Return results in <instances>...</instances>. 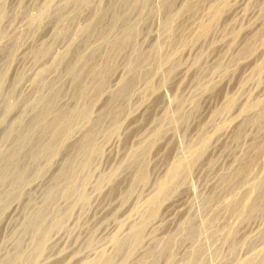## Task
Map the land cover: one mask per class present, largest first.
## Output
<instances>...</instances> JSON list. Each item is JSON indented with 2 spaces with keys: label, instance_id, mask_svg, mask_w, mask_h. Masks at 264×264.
<instances>
[{
  "label": "rangeland",
  "instance_id": "obj_1",
  "mask_svg": "<svg viewBox=\"0 0 264 264\" xmlns=\"http://www.w3.org/2000/svg\"><path fill=\"white\" fill-rule=\"evenodd\" d=\"M62 1L0 0V149L13 142L1 139L10 125L21 117L27 123L52 88L60 91L56 107L76 116L59 153L35 163L20 193L8 196L0 211V264L19 252L33 256L26 221L88 131L99 151L76 159L79 168L84 165L81 191L88 201L55 195L45 224L52 215H67L63 227L47 236L36 263L112 258L109 264H140L143 256L156 254L158 240L171 235L172 246L156 264H264V204L249 212L262 199L255 183L264 179V128L256 118L264 101V0ZM125 27L136 35L117 49L116 42L128 36ZM75 53L83 55L76 65L82 80L76 79L80 70H70ZM2 54L9 55L4 60ZM36 75L43 81L36 83ZM198 143L205 150L196 159ZM145 146L147 179L139 184L131 156ZM187 159L196 162L174 180L169 196L149 205L168 168ZM241 163L247 168L240 179L233 175ZM133 226L141 228V240L123 260L124 249L116 251L112 240L124 239Z\"/></svg>",
  "mask_w": 264,
  "mask_h": 264
},
{
  "label": "bare ground",
  "instance_id": "obj_2",
  "mask_svg": "<svg viewBox=\"0 0 264 264\" xmlns=\"http://www.w3.org/2000/svg\"><path fill=\"white\" fill-rule=\"evenodd\" d=\"M81 0H64L62 2H65L64 4L66 5V3H72L73 4H78L80 3ZM148 0H136V3L138 4H145ZM169 1V0H168ZM121 2V1H120ZM135 2V1H134ZM164 2H167V0H164ZM163 3V2H162ZM171 2H168V4H170ZM225 3V2H224ZM222 3V4H224ZM67 4V5H68ZM148 4V3H147ZM166 4V3H164ZM163 4V5H164ZM164 5L167 7V5ZM125 5V4H124ZM130 5V4H129ZM134 5V4H133ZM136 5V4H135ZM141 6V5H140ZM162 6V4H161ZM224 6V5H223ZM125 7V6H124ZM128 7V6H127ZM170 7V6H169ZM66 8V7H65ZM123 8V7H122ZM135 8V7H134ZM161 8V7H160ZM168 8V7H167ZM222 8V7H221ZM44 9V8H43ZM46 9V8H45ZM44 9V10H45ZM165 9V8H164ZM216 9V8H215ZM43 10V11H44ZM120 10V9H119ZM126 10V9H125ZM129 10V9H128ZM131 10V9H130ZM168 9H165L166 12ZM1 11V10H0ZM118 11V10H117ZM127 11V10H126ZM220 11V10H219ZM46 12V11H45ZM48 12V11H47ZM63 12V11H61ZM125 12V11H124ZM123 12V13H124ZM170 12V11H169ZM168 12V13H169ZM213 12V17H215V14L218 12L217 10L212 11ZM2 13V12H1ZM0 13V15H1ZM42 13V11H41ZM40 13V14H41ZM220 13V12H218ZM44 14V13H42ZM62 14V13H61ZM211 14V13H210ZM128 15V14H127ZM99 16V15H98ZM219 16V15H218ZM44 17V16H43ZM64 17V16H63ZM97 17V15L95 16ZM118 17V16H117ZM172 17V16H171ZM217 17V16H216ZM38 18V17H37ZM99 18V17H98ZM102 18V17H101ZM116 18V17H115ZM127 18V17H126ZM36 19V18H35ZM95 19V18H94ZM123 19V18H122ZM96 20V19H95ZM94 20V21H95ZM101 20V19H100ZM100 20H98L100 22ZM124 20V19H123ZM93 21V22H94ZM98 21L96 22L98 24ZM102 21V20H101ZM115 21V20H114ZM41 23V22H40ZM96 23L94 24L96 26ZM101 23V22H100ZM108 23V22H107ZM173 23V22H172ZM171 23V24H172ZM38 24V23H36ZM92 24V25H93ZM30 25V24H29ZM93 25V26H94ZM99 25V24H98ZM102 25V24H101ZM31 26V25H30ZM90 26V25H89ZM171 26V25H169ZM32 27V26H31ZM38 27V26H37ZM92 27V26H91ZM89 27V28H91ZM88 28V29H89ZM98 28V27H97ZM127 28V30L129 31L128 36L124 37L123 39H120L118 42H116L115 47L118 49V47H123L124 43L129 42L130 40L132 41L136 35V33H134V31L132 30V28L130 27H125ZM94 29V28H93ZM100 29V28H99ZM200 30V29H199ZM202 33L204 34L207 31V27L201 29ZM200 30V31H201ZM94 30H92L93 32ZM97 31V30H95ZM87 32V31H85ZM1 33V32H0ZM91 33V32H89ZM94 33V32H93ZM87 34V33H86ZM199 34V33H198ZM201 34V33H200ZM199 34V35H200ZM202 34V35H203ZM88 36V35H87ZM91 37V36H90ZM96 37V36H95ZM101 37V36H100ZM85 41V39H84ZM83 41V42H84ZM121 44H123V46H121ZM13 47V46H12ZM8 48V47H7ZM6 49V48H4ZM8 50V49H7ZM10 50V49H9ZM6 50H3L2 53H5ZM12 52V48L11 51L7 52L11 55ZM43 52V51H42ZM69 52V51H68ZM80 52V51H79ZM82 52V51H81ZM41 53V52H40ZM8 54V55H9ZM44 54V53H43ZM77 56L75 58V61L72 63V66L70 68L71 69H78L77 68V64L79 63H83L82 61V54L81 53H75ZM74 54V55H75ZM3 55V54H2ZM6 55V56H8ZM92 55V54H90ZM4 56V55H3ZM4 56V60L6 59ZM75 57V56H74ZM90 57V56H89ZM88 57V58H89ZM7 59H10V57ZM63 59V58H62ZM74 60V59H73ZM84 60V59H83ZM89 60V59H88ZM8 61V60H7ZM69 62V61H68ZM86 62V61H85ZM88 62V61H87ZM71 63V62H70ZM2 65H4L2 63ZM7 65V64H6ZM71 65V64H70ZM69 65V66H70ZM80 65V64H79ZM88 66V65H87ZM73 67V68H72ZM76 67V68H75ZM85 67V66H84ZM89 68V66H88ZM93 69V68H92ZM68 70V68H67ZM80 70V69H78ZM89 70V69H88ZM104 70V69H103ZM3 71V69H2ZM5 71V70H4ZM69 71V70H68ZM76 73V70H74ZM73 71V72H74ZM81 71L80 70V74L78 75V78L76 79H83L80 78L81 77ZM106 71V70H105ZM72 72V70H71ZM78 72V71H77ZM109 72V71H108ZM86 73V72H85ZM100 73V72H99ZM103 73V72H102ZM43 74V73H41ZM40 74V75H41ZM70 74V73H68ZM104 74V73H103ZM40 75H36L37 77L34 78L36 83H39L41 78ZM89 75V74H88ZM96 75V73H95ZM106 75V74H105ZM86 76V74H85ZM100 77V76H99ZM103 77V76H102ZM2 74L0 75V85H1V81H2ZM43 78V77H42ZM74 78V80H75ZM132 78V77H131ZM160 78V77H159ZM106 79V78H105ZM97 80V79H96ZM132 80V79H131ZM138 80V79H137ZM34 81V80H33ZM43 81V80H41ZM80 81V80H79ZM84 81V80H83ZM99 81V80H98ZM101 81V79H100ZM104 81V80H103ZM102 81V82H103ZM15 82V81H14ZM18 82V81H17ZM74 82V81H73ZM130 82V81H129ZM132 82V81H131ZM130 82V83H131ZM42 83V82H41ZM96 83V82H95ZM100 83V82H99ZM125 83V82H124ZM123 83V84H124ZM75 84V83H74ZM102 84V83H101ZM83 85V84H81ZM80 85V86H81ZM128 85V84H126ZM125 85V86H126ZM130 85V84H129ZM36 86V85H35ZM53 86V85H52ZM79 86V85H78ZM78 86H77V92L81 89L78 90ZM95 86V85H94ZM98 86V85H97ZM123 86V85H121ZM44 87V86H43ZM42 87V88H43ZM75 87V86H74ZM84 87V86H83ZM124 87V86H123ZM150 87V85H149ZM38 88V87H37ZM36 88V89H37ZM128 88V87H127ZM126 88V89H127ZM55 89V88H54ZM86 89V88H85ZM52 90V91H51ZM56 90H58V88H56ZM82 90V89H81ZM80 90V91H81ZM119 90V89H118ZM149 90V89H148ZM153 90V89H152ZM49 91V90H48ZM51 93H49L50 95L48 97H43L41 100H39V107L37 108L38 110H35V114L34 112H32L33 116L32 118L27 122L24 123L21 119H19L18 121L14 122V124L10 125V128L8 129V133L1 138L4 142L6 141H10L13 140V142L11 143V146H9L8 148H6V150H2L0 149V186L2 188L3 185H5V183L8 181L9 182V186L7 188V191L4 193L5 194V198L1 197L0 198V211L3 210V208L5 206V204H7L6 200L8 199V196L12 197V195H17L18 193V189L20 188L21 185H23L25 182H27V176L30 175L29 173V169L32 168V166L35 163H38L40 160L44 159V160H52L51 158L54 157L56 154L59 153L60 149H62L63 146V142L66 140L67 135L69 134V127L72 123V121L76 120V116L75 114H73L72 109H65V108H58L55 105V102L57 100V98L59 97V93L60 91H54L53 88L50 89ZM49 91V92H50ZM88 91V90H87ZM121 91V90H120ZM126 91V90H125ZM128 91V89H127ZM76 92V93H77ZM117 92V91H116ZM119 92V91H118ZM123 92V91H122ZM120 92V93H122ZM80 93V92H79ZM93 93V92H92ZM95 93V92H94ZM120 93H116L118 95H120ZM9 94V93H8ZM62 94V93H61ZM124 94V92H123ZM94 96V95H93ZM124 95H120L118 98L122 97ZM42 97V96H41ZM115 97V96H114ZM112 97L113 99H116ZM111 98V99H112ZM121 100V98H120ZM124 100V99H123ZM121 100V101H123ZM25 101V100H24ZM115 103V102H114ZM117 103V102H116ZM120 103V102H119ZM38 104V103H36ZM3 105V104H2ZM33 105V104H32ZM31 105V106H32ZM112 105V104H111ZM114 105V104H113ZM30 106V107H31ZM35 106V105H33ZM32 106V109H33ZM115 106V105H114ZM260 106L262 107V112H260V114L258 115L257 121L261 122L260 124L263 126L264 128V101L260 104ZM68 108V107H67ZM108 110H112L111 108L109 109V107H107ZM34 109H36L34 107ZM177 109V108H176ZM6 111V110H5ZM32 111V110H31ZM113 111V110H112ZM110 111H108L107 113L109 114ZM115 112V111H114ZM111 114V113H110ZM117 114V113H116ZM23 116V114H22ZM245 119V118H244ZM17 120V119H16ZM26 122V121H25ZM119 122V121H118ZM13 123V122H12ZM99 124V123H98ZM116 126V125H115ZM98 127V126H97ZM242 128V127H241ZM262 128V129H263ZM7 129V128H6ZM94 130V129H93ZM159 130V129H158ZM157 130V133H155L157 136H159V132ZM95 131V130H94ZM7 132V131H6ZM92 133H94L93 131H91ZM101 132V131H100ZM103 132V131H102ZM154 132V131H153ZM99 133V132H98ZM104 134V133H103ZM12 137V139L10 140V138ZM82 137V136H81ZM96 140V139H95ZM94 140V134H91L89 131L85 133V135L82 137V139L80 141H78L77 145L75 146L76 150H73V153L71 156H68V160L67 162L64 163V166L62 168H60L57 173L55 174V176H53V179L50 181L51 184L48 187V189L43 193V197H42V202L40 203V208H38L37 211L35 212H30L31 215L28 217L27 219V223L25 224L24 231H30L31 234L33 233L34 235V253L33 256L31 258L29 257H25L23 256L20 252L19 253H15V257L12 260H19L23 261V263L25 264H38L36 263L37 261H39L38 259L40 258V256L42 255V252L44 250L45 247V240L47 238V236L50 237L49 233L52 232L54 229H58L64 219L66 218L67 213L64 214H60V215H52L51 221L49 222V224H45L46 218L47 217V212L49 213V210L51 209V206L53 205V201H54V197L56 194H60L64 199L69 198L71 200V196H76L75 198L82 203V205H84L83 203H85V201L87 200L86 196L84 194H82L81 189L83 190L82 186L86 180H84V177L82 178V174H80V171L82 169V167L79 168L78 166V162H77V157L79 156L80 158L85 156L86 158L98 153L99 151V147L98 145L95 143ZM74 141V140H73ZM97 141V140H96ZM8 143V142H7ZM6 143V144H7ZM98 143V142H97ZM201 143V142H200ZM199 144V143H198ZM2 145V144H1ZM5 145V144H4ZM197 146V145H196ZM194 146V147H196ZM145 148H148L147 146L142 147L141 149H139L135 154H133L131 156V161L133 163L136 164V170H135V174H134V178L133 181L135 182H139V184H141L140 182H145L147 179V175H146V152H144ZM203 145L200 144L194 148L193 151V155L195 156L196 159H199L201 156V152H202ZM190 150V149H189ZM205 150V149H204ZM203 150V151H204ZM71 152V151H70ZM141 152V153H140ZM143 152V153H142ZM191 154V153H190ZM189 154V155H190ZM204 154V152H203ZM82 155V156H80ZM192 155V154H191ZM192 155V156H193ZM199 157V158H198ZM28 160L27 163H25L26 159ZM85 158V159H86ZM91 158V157H90ZM89 158V161H90ZM190 158V157H189ZM193 158V157H192ZM194 158V160H196ZM96 159V158H95ZM191 159V158H190ZM79 160V159H78ZM194 160H192L194 162ZM186 160L183 161H176V163L174 162V164H172L170 166V168H168V173L166 175V177L163 179V181L159 184V190L156 192V195L154 196V198L150 199L148 204H153L156 200L159 199H165V197H168L169 193L171 192V190H173L174 188V180L184 176L187 171L192 167V165H194V163L196 162H190V160L187 159V161L189 162H184ZM77 162V163H76ZM84 164L87 163V159L84 160L83 162ZM89 163V162H88ZM87 163V164H88ZM92 163V162H91ZM81 165V163H80ZM241 165H243L240 169H238L235 173V177L237 178H242L241 176L243 175L244 171L247 168V165L241 163ZM34 167V166H33ZM88 167V166H87ZM146 167V168H145ZM86 168V167H84ZM83 168V169H84ZM36 169V168H35ZM35 169H33L35 171ZM38 170V169H37ZM44 170V169H43ZM46 170V169H45ZM49 170V169H48ZM31 171V170H30ZM37 172V171H36ZM32 173V172H31ZM38 173V172H37ZM44 174V173H43ZM46 174V173H45ZM86 174V173H85ZM54 175V174H53ZM89 175V173H88ZM113 175V174H112ZM33 176V175H31ZM40 176V175H39ZM114 176V175H113ZM87 177V176H86ZM112 177V176H111ZM235 177H231V178H235ZM43 178V177H42ZM110 178V177H109ZM236 178V179H237ZM33 179V178H32ZM112 179V178H111ZM115 180V179H114ZM238 180V179H237ZM45 181V180H44ZM239 181V180H238ZM30 182V181H29ZM87 182V180H86ZM85 182V184H86ZM134 182V183H135ZM226 181H224L225 183ZM142 183V184H143ZM7 184V183H6ZM8 185V184H7ZM62 185V186H61ZM226 186V185H225ZM6 187V186H5ZM26 187V186H25ZM47 187V185H46ZM133 189V188H132ZM255 190L257 191V193H259L260 196H262V199L260 202H254L252 203V205L249 208V212L254 213V212H259L261 207L264 204V179H261L259 181H257L255 183ZM84 191V190H83ZM84 193V192H83ZM19 198V196H18ZM17 199V198H16ZM15 199V200H16ZM63 199V200H64ZM9 200V199H8ZM7 200V201H8ZM61 200V197H60ZM69 200V201H70ZM76 200V201H77ZM68 201V200H66ZM88 201V200H87ZM78 202V203H79ZM79 203V204H80ZM74 204V203H73ZM56 205V204H55ZM234 211H239V205L235 204L232 206ZM70 208V207H69ZM55 209V207H54ZM57 209V207H56ZM7 210V209H6ZM35 210V209H34ZM33 210V211H34ZM68 210V209H67ZM66 210V212H68ZM232 211V210H231ZM50 215V214H48ZM69 215V214H68ZM26 220V219H25ZM143 223V222H141ZM146 224V223H145ZM47 225V226H46ZM145 226V225H144ZM63 227V225L61 226ZM61 229V228H60ZM143 229V228H142ZM143 231V230H142ZM54 232V231H53ZM29 233V232H28ZM141 228L138 226H133L127 236L123 239H118V238H114L112 240V243L114 245V249L116 251H121L124 249L122 253V257L123 260L124 259H128V256L130 254V252L133 250L134 247H136L137 244H139L140 240H141ZM21 234V233H20ZM30 234V236H31ZM187 238H191L193 236L192 231L188 232V234L186 235ZM31 238V237H30ZM175 238V237H174ZM173 236L169 235L165 238H162L163 240H158L155 243V251L156 254H153L154 256L148 255L146 257L143 256V259L141 261L140 264H156V262L158 261V259L161 257V255L163 253H167L166 251L169 250L168 248L170 246H172L174 239ZM177 238V237H176ZM18 240V239H17ZM176 240V239H175ZM16 241V240H15ZM17 245L19 246V241H17ZM46 243V242H45ZM33 244V243H32ZM169 246V247H168ZM18 248V247H17ZM17 252V251H16ZM169 253V252H168ZM147 255V254H146ZM44 256V255H43ZM42 256V257H43ZM11 258V257H10ZM109 258V257H107ZM4 262L3 264H14L13 261L8 258H4ZM101 259V258H100ZM99 262L96 261L97 263L94 262V264H109V263H113L111 261V259H106L100 260ZM47 260V259H46ZM121 260V259H120ZM122 262H126L123 261ZM2 261V260H1ZM189 261V258H188ZM187 261V262H188ZM1 263V262H0ZM17 262H15L16 264ZM257 261L256 259L254 260H249L248 262H246L245 264H256ZM40 264V262H39ZM90 264H92V262H90ZM123 264V263H122Z\"/></svg>",
  "mask_w": 264,
  "mask_h": 264
}]
</instances>
